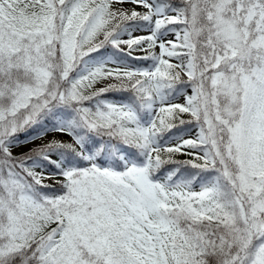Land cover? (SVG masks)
<instances>
[{
    "label": "snow or ice",
    "instance_id": "1",
    "mask_svg": "<svg viewBox=\"0 0 264 264\" xmlns=\"http://www.w3.org/2000/svg\"><path fill=\"white\" fill-rule=\"evenodd\" d=\"M0 264H264V0H0Z\"/></svg>",
    "mask_w": 264,
    "mask_h": 264
}]
</instances>
